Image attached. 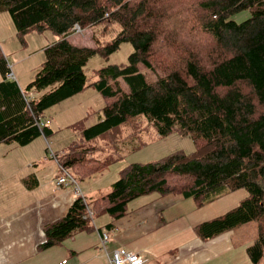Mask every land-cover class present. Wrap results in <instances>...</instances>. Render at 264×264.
Masks as SVG:
<instances>
[{"label": "trees", "instance_id": "16d2710c", "mask_svg": "<svg viewBox=\"0 0 264 264\" xmlns=\"http://www.w3.org/2000/svg\"><path fill=\"white\" fill-rule=\"evenodd\" d=\"M241 10L249 16L230 18ZM0 12L21 42L32 31L57 36L27 91L10 76L0 48V143L23 146L46 136L52 131L39 124L43 110L88 85L106 103L86 137L144 114L158 134L189 135L195 145L189 154L127 164L96 198L76 196L62 218L43 226L38 252L89 229L88 208L117 218L130 200L152 192L179 193L202 206L242 189L237 205L199 223L196 234L207 240L255 222L246 251L252 264H264V0H0ZM76 26L94 30L93 47L70 41ZM110 30L114 36L105 38ZM125 42L133 48L126 63L99 68L87 84L88 59L107 58ZM141 66L156 79L148 81ZM94 161L64 153L57 162L85 178L99 170Z\"/></svg>", "mask_w": 264, "mask_h": 264}, {"label": "rangeland", "instance_id": "374dc122", "mask_svg": "<svg viewBox=\"0 0 264 264\" xmlns=\"http://www.w3.org/2000/svg\"><path fill=\"white\" fill-rule=\"evenodd\" d=\"M249 14V10H241L230 18L239 22ZM93 31L91 28L81 30L76 27V31L69 37L70 41L78 46L93 47ZM113 32L110 30L105 38L114 36ZM56 39L57 36L50 31H32L21 42L16 36L9 14L0 12V48L11 68V77L18 79L17 82L25 91L46 58L45 47ZM132 49V45L125 42L107 58L92 55L83 68L87 84L98 78L99 68L113 63H126ZM140 69L146 74L148 81L156 79L157 74L142 66ZM32 93L36 98L38 93ZM105 103V97L94 87L87 85L80 92L43 110L41 120H49L47 127L52 132L33 140L28 146L0 143V216L4 203L10 209L17 210L34 200L35 178L45 183L54 181L55 187L57 178L62 175L57 161L61 160L64 153L79 156L81 159H95L92 164L100 166L99 170L85 178L69 169L90 199L108 192L118 178L119 171L129 163L156 161L179 151L185 154L194 151L195 145L189 135L171 132L162 136L144 114L96 136L86 137L85 129L98 121ZM51 153H55L56 158ZM66 187L72 191L71 184ZM54 191L55 194L58 193V190ZM6 209L3 215L8 214V207ZM87 223L92 224L90 218ZM251 223L253 225L255 222ZM251 227L248 226L250 229ZM42 251L39 250V255Z\"/></svg>", "mask_w": 264, "mask_h": 264}, {"label": "crops", "instance_id": "0c3cea01", "mask_svg": "<svg viewBox=\"0 0 264 264\" xmlns=\"http://www.w3.org/2000/svg\"><path fill=\"white\" fill-rule=\"evenodd\" d=\"M53 183L37 179L34 200L20 209L3 204V213L8 207V214L0 216L1 264H110L108 253L117 248L137 253L141 264H252L246 249L255 239V223L207 240L200 239L195 230L202 221L237 205L246 196L242 189L202 206L179 193L145 194L130 200L120 217L94 213L89 229L75 231L39 255L36 248L44 238L43 226L62 218L75 199L73 191L56 182L55 188ZM80 190L88 199L84 188ZM103 229L108 233L104 247L100 241Z\"/></svg>", "mask_w": 264, "mask_h": 264}, {"label": "built area", "instance_id": "2783aa9c", "mask_svg": "<svg viewBox=\"0 0 264 264\" xmlns=\"http://www.w3.org/2000/svg\"><path fill=\"white\" fill-rule=\"evenodd\" d=\"M78 27V26H76ZM12 76V74H10ZM49 120H46L45 123L47 124ZM39 124L42 126L44 124V121H39ZM51 156L55 158V154L51 153ZM62 175L58 177L56 184L57 185H64L69 186L71 184L72 191L74 196H82L80 187L77 183V179L69 172V170L64 169L61 167ZM83 197V196H82ZM87 215L92 218L93 213L90 211V209H87ZM108 239V233L105 229L100 231V241L102 247H104V244L106 243ZM108 258L110 264H141L143 262V259L134 252H131L129 250H126L124 248H117L113 249L108 253Z\"/></svg>", "mask_w": 264, "mask_h": 264}, {"label": "bare ground", "instance_id": "6f19581e", "mask_svg": "<svg viewBox=\"0 0 264 264\" xmlns=\"http://www.w3.org/2000/svg\"><path fill=\"white\" fill-rule=\"evenodd\" d=\"M58 179V178H57Z\"/></svg>", "mask_w": 264, "mask_h": 264}]
</instances>
